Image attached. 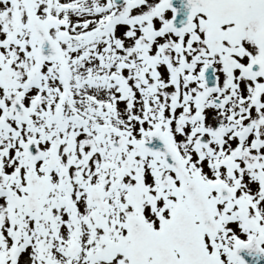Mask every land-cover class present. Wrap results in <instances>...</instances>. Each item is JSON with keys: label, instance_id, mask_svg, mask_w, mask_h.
Returning a JSON list of instances; mask_svg holds the SVG:
<instances>
[{"label": "snow or ice", "instance_id": "snow-or-ice-1", "mask_svg": "<svg viewBox=\"0 0 264 264\" xmlns=\"http://www.w3.org/2000/svg\"><path fill=\"white\" fill-rule=\"evenodd\" d=\"M264 0H0V264H258Z\"/></svg>", "mask_w": 264, "mask_h": 264}]
</instances>
